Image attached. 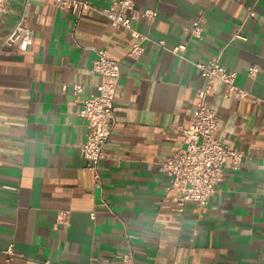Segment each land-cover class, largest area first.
Wrapping results in <instances>:
<instances>
[{
    "label": "crops",
    "instance_id": "crops-1",
    "mask_svg": "<svg viewBox=\"0 0 264 264\" xmlns=\"http://www.w3.org/2000/svg\"><path fill=\"white\" fill-rule=\"evenodd\" d=\"M133 2L157 11L152 23L133 22L146 36L135 60L130 31L92 10L76 19L51 0H10L0 15V40L20 17L32 29L26 50L0 54V264L9 243L12 264H119L125 232L137 264H264V0ZM195 21L201 38L189 32ZM179 44L183 57L171 51ZM101 48L121 74L99 188L80 154L87 129L72 86L83 85L79 98L95 92ZM214 56L247 91L234 98L216 80L208 97L217 139L244 158L222 166L215 192L197 206L166 189L159 162L183 146L179 125L203 84L195 63ZM251 65L259 67L254 77Z\"/></svg>",
    "mask_w": 264,
    "mask_h": 264
},
{
    "label": "built area",
    "instance_id": "built-area-1",
    "mask_svg": "<svg viewBox=\"0 0 264 264\" xmlns=\"http://www.w3.org/2000/svg\"><path fill=\"white\" fill-rule=\"evenodd\" d=\"M10 0H0V15L7 12ZM53 6L71 13L76 19L85 12L92 10L106 17L112 25L121 26L130 31L133 42L127 56L135 60L145 49L146 36L139 32L133 22L145 18L152 23L157 17V11L152 8L136 9L133 0H115L107 6H96L91 0H51ZM252 7L247 8L246 17L254 15ZM189 32L197 37H202V26L198 21L193 22ZM234 36L241 37L238 32ZM32 41V29L24 25L21 17L0 40V54L14 55L27 49ZM184 45L179 44L172 48V52L183 57ZM203 84L195 91V108L188 122L180 124L183 146L176 148L172 153L159 162V169L164 172L169 181L167 190L177 193L176 200L183 203L186 200L194 202L197 206L207 203L209 197L215 192L217 184L222 180V166L237 167L244 158L243 152L222 144L216 137L218 117L216 109L210 105L208 97L212 92L214 82L219 80L224 83L226 94L234 98H244L247 91L236 83L237 72L226 68L214 56L205 62L195 63ZM92 70L101 76L95 92L79 98L83 85L75 83L72 93L79 102L77 114L83 118L86 125V138L80 144V154L84 166L94 178V185L102 187L100 162L106 156L105 146L115 121V90L120 78L119 61L108 55L105 48L96 50L92 61ZM259 71L257 65L247 69V75L254 77ZM112 211L106 201L99 203ZM182 210V207L179 208ZM67 212L57 214V222H65ZM127 249L120 255L119 264H137L135 250L131 245L133 234L125 232ZM17 253L13 244L9 243L4 250L3 264H12Z\"/></svg>",
    "mask_w": 264,
    "mask_h": 264
}]
</instances>
